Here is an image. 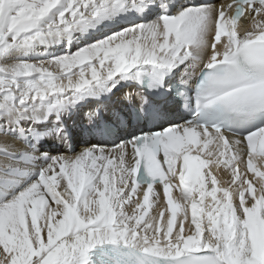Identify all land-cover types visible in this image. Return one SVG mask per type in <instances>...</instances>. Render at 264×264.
<instances>
[{"label": "snow or ice", "instance_id": "snow-or-ice-1", "mask_svg": "<svg viewBox=\"0 0 264 264\" xmlns=\"http://www.w3.org/2000/svg\"><path fill=\"white\" fill-rule=\"evenodd\" d=\"M0 264H264V0H0Z\"/></svg>", "mask_w": 264, "mask_h": 264}, {"label": "bare ground", "instance_id": "bare-ground-1", "mask_svg": "<svg viewBox=\"0 0 264 264\" xmlns=\"http://www.w3.org/2000/svg\"><path fill=\"white\" fill-rule=\"evenodd\" d=\"M40 49V47L38 48V50ZM57 150L63 151V146L62 145H58L55 148L53 147V144L48 142V148L46 149H42V151H52L53 154L56 153Z\"/></svg>", "mask_w": 264, "mask_h": 264}]
</instances>
